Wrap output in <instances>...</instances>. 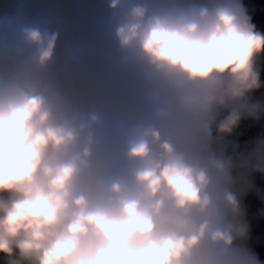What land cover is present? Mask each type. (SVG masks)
I'll list each match as a JSON object with an SVG mask.
<instances>
[{
  "label": "clouds",
  "instance_id": "obj_1",
  "mask_svg": "<svg viewBox=\"0 0 264 264\" xmlns=\"http://www.w3.org/2000/svg\"><path fill=\"white\" fill-rule=\"evenodd\" d=\"M262 72L243 0H0V264H264Z\"/></svg>",
  "mask_w": 264,
  "mask_h": 264
},
{
  "label": "water",
  "instance_id": "obj_2",
  "mask_svg": "<svg viewBox=\"0 0 264 264\" xmlns=\"http://www.w3.org/2000/svg\"><path fill=\"white\" fill-rule=\"evenodd\" d=\"M243 3L249 9L258 29L264 31V0H243ZM261 78L264 80V72ZM262 93L264 89L255 93V99H261ZM262 136H264V118L260 121L243 119L232 136L227 139L237 142L240 145L239 151H245L250 150L255 140ZM251 179L255 187L242 198L249 225L247 244L264 261V174L254 173Z\"/></svg>",
  "mask_w": 264,
  "mask_h": 264
}]
</instances>
